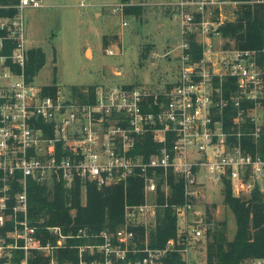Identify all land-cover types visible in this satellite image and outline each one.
<instances>
[{"label":"built area","instance_id":"obj_1","mask_svg":"<svg viewBox=\"0 0 264 264\" xmlns=\"http://www.w3.org/2000/svg\"><path fill=\"white\" fill-rule=\"evenodd\" d=\"M242 5L264 0H173L169 7L181 29L178 79L158 90L117 85L96 86L92 93L89 86L80 93L86 100L60 88L48 95L51 86L39 87L27 76L25 10L42 8L41 0H20L14 16L0 19V264H67L57 254L69 239L85 240L73 247L80 261L88 248L105 251L102 264H175L169 262L175 255L179 264H195L194 254L206 247L213 228L205 215L192 218L196 203L207 197V184L224 190L229 182L237 198L249 199L256 189L264 194L258 151L264 139V51L225 44L221 32L234 22L229 11ZM5 8L0 0V10ZM192 38L202 46L199 59L188 53ZM229 107L237 110L231 123ZM148 139L156 147L147 159ZM171 176L183 184L186 203L174 207L177 237L153 248L151 235L165 207L158 199L170 195ZM133 179L142 182L145 203H126L114 233L80 229L65 235L30 218L33 185L127 189ZM250 264H264V257Z\"/></svg>","mask_w":264,"mask_h":264},{"label":"rangeland","instance_id":"obj_2","mask_svg":"<svg viewBox=\"0 0 264 264\" xmlns=\"http://www.w3.org/2000/svg\"><path fill=\"white\" fill-rule=\"evenodd\" d=\"M42 2V8L25 10L27 47L29 51L42 49L46 55L45 66L33 78L37 86L67 91L133 85L158 90L178 79L180 52L174 38L181 39V29L169 7L173 0H89L86 8L80 7L81 0ZM238 12L239 7L229 11L234 22ZM223 42L234 45L231 40ZM216 187L218 192H214ZM207 189L206 199L196 203L192 218H207L210 211L215 222L226 223L227 238L233 240L237 220L224 204L221 184H207ZM81 191L85 204L86 187ZM82 255L76 264L106 261L102 249L95 254L86 248ZM194 255L195 264H207L206 248Z\"/></svg>","mask_w":264,"mask_h":264},{"label":"trees","instance_id":"obj_3","mask_svg":"<svg viewBox=\"0 0 264 264\" xmlns=\"http://www.w3.org/2000/svg\"><path fill=\"white\" fill-rule=\"evenodd\" d=\"M9 9L0 10V19L14 16L13 8L20 0H1ZM126 1V0H125ZM245 2L246 0H234ZM132 15V14H131ZM225 39L234 42L241 50L264 51V5L239 7L237 19L221 29ZM202 46L192 38L189 54L195 59L201 57ZM264 55V53H263ZM46 55L42 49L29 51L27 64V76L31 80L45 66ZM96 86H90L94 91ZM85 89V88H84ZM58 87L46 88L45 93L54 95ZM75 94L84 100L80 94L83 88L73 87ZM86 100V99H85ZM236 108L229 107L226 110L228 121L231 115H236ZM231 123V121H230ZM145 154L148 159L154 152L152 140L145 143ZM249 150L255 153L257 147L249 142ZM264 158V139L258 150ZM169 185L170 195L166 197L160 194L158 202L163 209L158 212L157 229L151 235L152 247L163 248L166 243L177 237L178 216L175 206L186 203L184 186L175 181L171 176ZM86 202L83 204L82 191L78 187L75 190L66 189L62 184H57L53 189L33 185L30 194V218L33 222L44 221L52 227H60L65 235L76 234L78 230L85 229L88 234H100L106 230L116 232L124 220L125 204L140 205L144 203L143 184L138 180H132L127 189L124 186L98 189L95 184L86 186ZM224 204L233 212L238 225L237 235L233 240H228L226 223H217L213 220L211 212L207 211L206 222L213 225L208 231L206 240L207 264H245L249 260L264 257V194L256 189L249 199L237 198L233 194L229 182L224 185ZM75 211V215L72 212ZM142 236L144 231L137 229ZM55 242L54 237H52ZM85 240L69 239L68 247L58 252L60 261L78 263L79 251L73 248L84 243ZM179 264L180 255H175L169 262Z\"/></svg>","mask_w":264,"mask_h":264},{"label":"crops","instance_id":"obj_4","mask_svg":"<svg viewBox=\"0 0 264 264\" xmlns=\"http://www.w3.org/2000/svg\"><path fill=\"white\" fill-rule=\"evenodd\" d=\"M42 1V0H41ZM42 6H43V2H42ZM174 40H176V38H174Z\"/></svg>","mask_w":264,"mask_h":264},{"label":"water","instance_id":"obj_5","mask_svg":"<svg viewBox=\"0 0 264 264\" xmlns=\"http://www.w3.org/2000/svg\"><path fill=\"white\" fill-rule=\"evenodd\" d=\"M175 41V40H174Z\"/></svg>","mask_w":264,"mask_h":264}]
</instances>
